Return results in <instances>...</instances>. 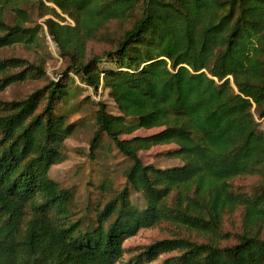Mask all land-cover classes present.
<instances>
[{
  "label": "trees",
  "instance_id": "trees-1",
  "mask_svg": "<svg viewBox=\"0 0 264 264\" xmlns=\"http://www.w3.org/2000/svg\"><path fill=\"white\" fill-rule=\"evenodd\" d=\"M33 14L64 63L53 78L1 53L36 50ZM29 80L0 98V264H264V0H0V93ZM84 123L88 161L126 164L120 186L92 165L79 203L50 171ZM163 145L178 164L143 162Z\"/></svg>",
  "mask_w": 264,
  "mask_h": 264
},
{
  "label": "rangeland",
  "instance_id": "rangeland-1",
  "mask_svg": "<svg viewBox=\"0 0 264 264\" xmlns=\"http://www.w3.org/2000/svg\"><path fill=\"white\" fill-rule=\"evenodd\" d=\"M1 12L5 13L6 20H9L10 17L13 16V11L10 9H1ZM33 21L27 22L29 25H41L39 31V46L36 47V50L28 51L21 44H16L15 47H6L1 53L4 56L8 55H22L24 57L29 58L31 61H38V59L44 58L46 60L45 68L47 75L50 78L56 76V74L64 70V63L62 62V58L59 56L57 52L56 45L48 36L46 27L44 26L43 20L45 17L39 18L36 14H33ZM89 49H93L95 51H100L101 46L96 43H90ZM43 81L39 80H29L28 82H22L10 85L7 87L2 93H0V98L12 99L23 97L26 94L30 93L37 86L41 85ZM94 100L98 99H107L105 93L102 94V89H98V93H93L89 88L88 92ZM109 103V101H107ZM83 114H77L74 118L82 117ZM261 129H264V123L261 124ZM159 129H139L135 132L137 135H149L152 134ZM91 129L87 125V123L81 124L74 135L68 138L65 143L67 146V154L64 162L57 164L52 167L50 171V175L58 179L64 185H70L72 183H77V200L79 203L84 202L85 200V179L88 177V173L91 170L92 165L98 168H104L106 172L114 179L116 185L120 186L123 182V168L125 167V160L120 157L115 158H106L102 161H98L96 163H92L87 160L83 156V153L88 148V138L90 135ZM174 147L173 145H163V146H155L150 150L141 151L139 155L143 162L145 163H154L157 166H170L174 164H178L179 161L175 159H169L165 156H161V151L165 149H170ZM95 174V173H94ZM93 179L97 181L98 176H92ZM251 180V179H249ZM170 231L165 229L162 225L152 227V228H144L141 229L136 235L127 238L124 241V247L126 249V253L124 254V260L129 259L133 255H135L142 247L148 245L152 241L162 238L165 236H169ZM171 255V254H169ZM169 255H161L159 259L149 264H159L162 258Z\"/></svg>",
  "mask_w": 264,
  "mask_h": 264
}]
</instances>
